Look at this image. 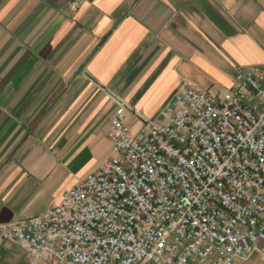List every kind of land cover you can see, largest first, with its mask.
I'll return each mask as SVG.
<instances>
[{"label": "crops", "instance_id": "obj_1", "mask_svg": "<svg viewBox=\"0 0 264 264\" xmlns=\"http://www.w3.org/2000/svg\"><path fill=\"white\" fill-rule=\"evenodd\" d=\"M254 66L264 0H0V227L59 204L110 157L120 104L136 134L183 80L228 96ZM29 259L0 244V264Z\"/></svg>", "mask_w": 264, "mask_h": 264}, {"label": "built area", "instance_id": "obj_2", "mask_svg": "<svg viewBox=\"0 0 264 264\" xmlns=\"http://www.w3.org/2000/svg\"><path fill=\"white\" fill-rule=\"evenodd\" d=\"M75 9L76 6H73ZM119 105L111 155L40 215L0 227L28 264H235L264 254V68L228 96L183 80L134 134Z\"/></svg>", "mask_w": 264, "mask_h": 264}]
</instances>
